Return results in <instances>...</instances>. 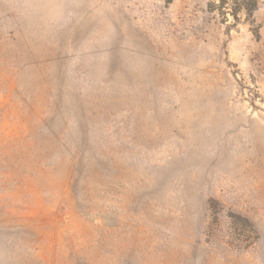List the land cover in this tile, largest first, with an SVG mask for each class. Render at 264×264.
Returning <instances> with one entry per match:
<instances>
[{
  "label": "rangeland",
  "instance_id": "rangeland-1",
  "mask_svg": "<svg viewBox=\"0 0 264 264\" xmlns=\"http://www.w3.org/2000/svg\"><path fill=\"white\" fill-rule=\"evenodd\" d=\"M0 264H264V0H0Z\"/></svg>",
  "mask_w": 264,
  "mask_h": 264
}]
</instances>
